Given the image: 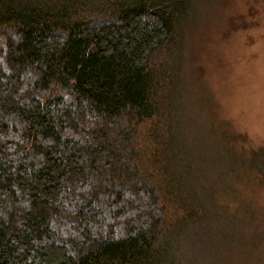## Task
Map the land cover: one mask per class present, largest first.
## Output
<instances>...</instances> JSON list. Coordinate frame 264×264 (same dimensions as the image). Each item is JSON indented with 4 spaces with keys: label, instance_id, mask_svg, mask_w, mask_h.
Returning a JSON list of instances; mask_svg holds the SVG:
<instances>
[{
    "label": "trees",
    "instance_id": "1",
    "mask_svg": "<svg viewBox=\"0 0 264 264\" xmlns=\"http://www.w3.org/2000/svg\"><path fill=\"white\" fill-rule=\"evenodd\" d=\"M194 2L0 0V264H184L185 241L239 227L178 128L206 15L219 31L229 8L195 26Z\"/></svg>",
    "mask_w": 264,
    "mask_h": 264
},
{
    "label": "rangeland",
    "instance_id": "2",
    "mask_svg": "<svg viewBox=\"0 0 264 264\" xmlns=\"http://www.w3.org/2000/svg\"><path fill=\"white\" fill-rule=\"evenodd\" d=\"M194 4L200 5L195 11L197 26L207 7L205 0H195ZM206 16V22L210 21L203 35L206 42H201L202 49L192 55L195 72L186 77L191 88L181 93L191 100L192 112L178 113V128L181 120L188 119L183 134L193 138L197 161L191 175L203 191L197 171L200 166L204 182L217 193L215 200L228 207L234 221L242 220L243 227L240 221L237 224L244 233L239 227L233 228L244 237V245H237L239 239L233 243L234 237H239L233 234L230 222L220 241L216 236L219 243L212 252L195 237L180 246L179 254L184 264H193L203 255V259L214 255L225 264H264V177L253 168L256 159L251 155L264 156V0H229L226 25L219 31L211 27L213 15ZM225 138L230 140V147L242 152L241 156L232 157L223 143ZM189 152L182 154L189 157ZM249 165L253 166L249 169ZM221 173L226 175L228 188L219 187L213 180L216 174L220 183ZM232 196L240 201L232 200Z\"/></svg>",
    "mask_w": 264,
    "mask_h": 264
}]
</instances>
